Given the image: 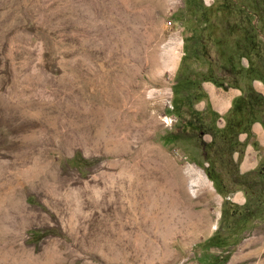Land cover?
<instances>
[{"label":"rangeland","instance_id":"374dc122","mask_svg":"<svg viewBox=\"0 0 264 264\" xmlns=\"http://www.w3.org/2000/svg\"><path fill=\"white\" fill-rule=\"evenodd\" d=\"M201 1L0 0V264H264L263 230L222 223L213 183L198 198L186 184L198 221L175 181L188 164L207 176L211 139L193 112L208 95L174 94L177 73L231 80L245 35L264 66V0Z\"/></svg>","mask_w":264,"mask_h":264},{"label":"trees","instance_id":"16d2710c","mask_svg":"<svg viewBox=\"0 0 264 264\" xmlns=\"http://www.w3.org/2000/svg\"><path fill=\"white\" fill-rule=\"evenodd\" d=\"M200 4L203 5L201 0ZM228 7L229 0H224L219 9L224 13ZM224 27L230 31L231 25L228 19L224 21ZM248 41H250V37L245 35L244 42L236 45L237 51L242 52V56L246 57V66L240 62L236 66L233 58H229L226 71L232 76L231 80H225V78L216 80L211 74H204L199 81L187 76L184 79H179L184 71L182 68L177 73V82L173 85L174 94L193 95L196 101L207 100V94L201 86L202 81L207 80L218 87L237 88L242 92L241 95L233 99L231 106L223 114L224 124L222 126L217 124L219 113L211 107L208 100L202 111L192 109L193 112L201 113L208 118L207 126L200 127L199 130L201 133H209L211 136L209 141L202 143V150L207 162L205 172L216 191L223 197L220 221L223 223L228 218L239 219L238 223L242 224L239 229L240 233L248 230L247 223L251 219L264 222V149L254 140L251 132V126L255 122H260L264 126V95L256 91L252 84L254 79H258L264 84V66L260 65L263 54L256 41H252V44H249ZM185 59L186 56L183 57V62ZM255 60L260 61L259 64ZM173 103L175 106L177 105L175 98ZM241 133L247 134L246 140L239 139ZM248 141H251L255 150L258 151L259 160L254 170L241 173L239 163ZM238 190L244 192L246 200L243 205H238L231 199L233 193ZM218 237L219 232L213 235L208 243L218 247L223 246L217 241ZM240 238L241 235L238 234L234 243H237Z\"/></svg>","mask_w":264,"mask_h":264},{"label":"crops","instance_id":"0c3cea01","mask_svg":"<svg viewBox=\"0 0 264 264\" xmlns=\"http://www.w3.org/2000/svg\"><path fill=\"white\" fill-rule=\"evenodd\" d=\"M202 88L208 95V99L210 103L213 101L215 108L214 110L219 114H224L227 109L231 106V103L234 98L241 95V90L237 88L230 87V91H224L223 93L218 92L214 84L208 81H202L201 83ZM251 132L253 135L254 140L258 143L260 147L264 149V126L260 122H255L251 126ZM247 134L241 133L239 135V139L241 141L246 140ZM237 157V155H235ZM259 156L258 151L255 150L251 141H248L245 146V151L243 154L242 159L239 163V171L241 173H246L252 171L256 168L258 164ZM232 201L238 205H243L245 203V195L242 190H238L232 195ZM264 223L262 221L255 219L252 224L249 225L248 230L246 231L247 234H255L254 231L256 229H262L264 232Z\"/></svg>","mask_w":264,"mask_h":264},{"label":"bare ground","instance_id":"6f19581e","mask_svg":"<svg viewBox=\"0 0 264 264\" xmlns=\"http://www.w3.org/2000/svg\"><path fill=\"white\" fill-rule=\"evenodd\" d=\"M137 2L141 3L142 0H131V2H129V3L131 5H137ZM130 21H131V19H130ZM118 27H120V26H118ZM118 29L119 28L115 29V33H116L115 35H117L116 39H118L122 45H124L126 43H129L131 41L130 40V35H128L125 32V30H123V29L118 30ZM139 85L141 86L142 84H139ZM139 96L141 97L142 95H139ZM173 170H174L173 172H174V176H175V181L179 185V189H180V192H181V197H183V199H185L183 201V203L186 204V206L184 205L183 207H186V212H188L187 214L192 215L194 218L198 219V221H199L201 219L200 214L191 211L192 210L191 209V201H189L190 200L189 197L187 198L186 184L188 185V191L190 192V194L193 197H197L198 198L200 196V193H205V192L207 193V192H209L211 190L213 191V186H212L211 181L208 179V177L204 174V172L201 169H199L197 166L192 165V164L186 165L182 170L177 168V167H175ZM174 176L172 178H174ZM144 182L145 181H143V179L140 178V176L137 173H133V174H131L129 176V182L128 183H129L130 195L133 196L132 201H136L137 200V195H139V193H141V191H144V189H145L144 188L145 187ZM173 186H175V185H173ZM174 197H176V196H174ZM178 197L180 198V196H178Z\"/></svg>","mask_w":264,"mask_h":264},{"label":"water","instance_id":"95a60500","mask_svg":"<svg viewBox=\"0 0 264 264\" xmlns=\"http://www.w3.org/2000/svg\"><path fill=\"white\" fill-rule=\"evenodd\" d=\"M212 183V182H211Z\"/></svg>","mask_w":264,"mask_h":264}]
</instances>
